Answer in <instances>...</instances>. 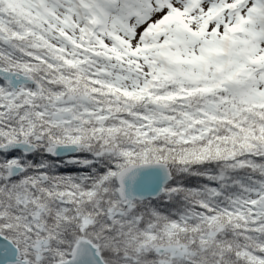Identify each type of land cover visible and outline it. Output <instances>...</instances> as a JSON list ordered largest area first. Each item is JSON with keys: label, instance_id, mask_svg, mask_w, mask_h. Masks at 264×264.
I'll use <instances>...</instances> for the list:
<instances>
[{"label": "snow or ice", "instance_id": "1", "mask_svg": "<svg viewBox=\"0 0 264 264\" xmlns=\"http://www.w3.org/2000/svg\"><path fill=\"white\" fill-rule=\"evenodd\" d=\"M0 264H264V0H0Z\"/></svg>", "mask_w": 264, "mask_h": 264}]
</instances>
